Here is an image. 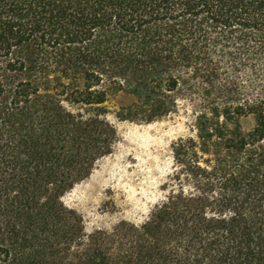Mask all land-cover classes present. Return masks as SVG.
Here are the masks:
<instances>
[{"label":"trees","instance_id":"1","mask_svg":"<svg viewBox=\"0 0 264 264\" xmlns=\"http://www.w3.org/2000/svg\"><path fill=\"white\" fill-rule=\"evenodd\" d=\"M189 99L162 200L88 232L117 123ZM0 264H264V0H0Z\"/></svg>","mask_w":264,"mask_h":264},{"label":"rangeland","instance_id":"2","mask_svg":"<svg viewBox=\"0 0 264 264\" xmlns=\"http://www.w3.org/2000/svg\"><path fill=\"white\" fill-rule=\"evenodd\" d=\"M198 103H180L178 113L150 125L117 123L120 141L89 179L64 198L88 232L112 229L122 220L143 222L163 198L162 185L173 165L171 145L196 123ZM247 129L252 120L245 123Z\"/></svg>","mask_w":264,"mask_h":264}]
</instances>
